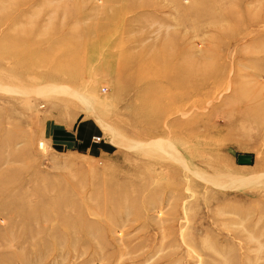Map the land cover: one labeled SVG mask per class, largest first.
I'll list each match as a JSON object with an SVG mask.
<instances>
[{
  "label": "rangeland",
  "instance_id": "obj_1",
  "mask_svg": "<svg viewBox=\"0 0 264 264\" xmlns=\"http://www.w3.org/2000/svg\"><path fill=\"white\" fill-rule=\"evenodd\" d=\"M0 264H264V0H0Z\"/></svg>",
  "mask_w": 264,
  "mask_h": 264
}]
</instances>
